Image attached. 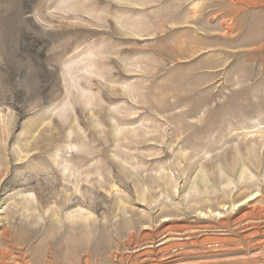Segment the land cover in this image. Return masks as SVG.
<instances>
[{
	"label": "rangeland",
	"instance_id": "1",
	"mask_svg": "<svg viewBox=\"0 0 264 264\" xmlns=\"http://www.w3.org/2000/svg\"><path fill=\"white\" fill-rule=\"evenodd\" d=\"M241 2L0 0V264H264Z\"/></svg>",
	"mask_w": 264,
	"mask_h": 264
},
{
	"label": "bare ground",
	"instance_id": "2",
	"mask_svg": "<svg viewBox=\"0 0 264 264\" xmlns=\"http://www.w3.org/2000/svg\"><path fill=\"white\" fill-rule=\"evenodd\" d=\"M241 4L245 5V4H248L250 7H255V6H258V7H264V0H241ZM232 4H234L235 2L234 1H230ZM236 5V4H235ZM257 14V13H256ZM263 16V14H262ZM256 18V17H255ZM257 195V194H256ZM253 199V198H252ZM251 199V200H252ZM245 217V216H244ZM8 235L7 232H4L2 234L3 237H6Z\"/></svg>",
	"mask_w": 264,
	"mask_h": 264
}]
</instances>
